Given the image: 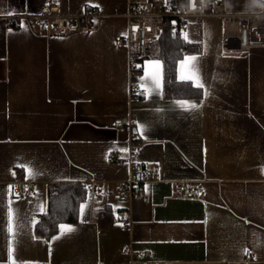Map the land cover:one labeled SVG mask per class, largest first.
Instances as JSON below:
<instances>
[{
    "label": "crops",
    "instance_id": "0c3cea01",
    "mask_svg": "<svg viewBox=\"0 0 264 264\" xmlns=\"http://www.w3.org/2000/svg\"><path fill=\"white\" fill-rule=\"evenodd\" d=\"M52 1L72 15L97 7L92 29L6 18ZM219 1L245 11L264 0ZM136 3L153 9L149 0H0V264H264V45L226 52L222 18H197L185 38L199 47L177 76L197 57L203 95L166 97L154 43L133 71L117 43ZM129 119L133 132L115 125ZM136 175L141 192L122 191ZM57 181L82 182L88 194L79 220L63 223L74 231L46 238L33 219ZM9 205L19 209L14 238ZM106 207L125 214L104 226L95 214Z\"/></svg>",
    "mask_w": 264,
    "mask_h": 264
},
{
    "label": "built area",
    "instance_id": "2783aa9c",
    "mask_svg": "<svg viewBox=\"0 0 264 264\" xmlns=\"http://www.w3.org/2000/svg\"><path fill=\"white\" fill-rule=\"evenodd\" d=\"M149 2L153 7L152 10H148L143 3L130 6L126 13L128 31L124 37L117 40L118 44L126 45L129 49V64L132 71L144 57L146 48L160 38L162 28L168 22L175 34L186 37L191 22L196 21L199 17L216 15L222 18L224 51L245 52L251 46L264 45V1L261 2L258 9L245 11L227 10L219 0L212 2L204 0H149ZM98 13L97 7L89 6L80 15L66 14L61 11L58 2L52 1L41 13L11 14L6 18L16 22L30 20L41 25L51 24L62 30L77 27L82 31H89L92 29L93 20ZM130 87L132 94L135 95L138 92V84L133 82ZM115 125L121 128L125 127L133 132L134 121L132 119L127 122L117 121ZM129 143V155L132 157L136 154L133 133ZM144 179V175H136L125 182L121 189L132 194L140 193L141 190L135 188V184L144 181ZM124 214L119 213L116 218H120ZM42 217L41 215L40 218ZM248 253L250 254V251ZM131 264L144 263L133 260Z\"/></svg>",
    "mask_w": 264,
    "mask_h": 264
},
{
    "label": "trees",
    "instance_id": "16d2710c",
    "mask_svg": "<svg viewBox=\"0 0 264 264\" xmlns=\"http://www.w3.org/2000/svg\"><path fill=\"white\" fill-rule=\"evenodd\" d=\"M9 22L12 25L18 24L14 20H9ZM153 47L154 56L163 62L164 95L172 98L202 97V87L192 86L191 82L181 81L177 76L179 59L186 51L197 49L199 46L190 43L185 37L175 34L168 22L163 26L162 34L154 42ZM150 49L149 46L146 48V53L140 61L151 56ZM87 194V186L82 182L57 181L50 183L47 187L46 210L38 216L35 233L50 238L58 231L61 224L78 221L80 206L87 198ZM41 215L42 218H40ZM95 216L104 226L111 224L116 218L114 210L110 207L100 209Z\"/></svg>",
    "mask_w": 264,
    "mask_h": 264
},
{
    "label": "snow or ice",
    "instance_id": "6c2138e0",
    "mask_svg": "<svg viewBox=\"0 0 264 264\" xmlns=\"http://www.w3.org/2000/svg\"><path fill=\"white\" fill-rule=\"evenodd\" d=\"M198 60L197 57L191 56V57H185V59L181 62L180 65V80L181 81H186V82H191L192 86L195 87H203L202 83H200V78H199V70L196 64V61ZM155 65L157 69L160 67L159 61L155 62ZM150 79L152 81L153 88H159L160 86V76L159 72H155L150 76ZM145 91H149V89H145ZM179 106L181 108L185 109H193L196 108L197 105L195 103H190L188 101H180ZM25 168L26 172L31 178H35L38 173L29 168L27 165L22 166ZM41 212H44V206H41ZM19 213V209H13L10 205L8 206L7 210V224H8V232L13 235V238L15 236V218ZM33 223H38L33 219ZM61 234L69 233L74 231V229L71 226L63 225L61 224L60 226ZM58 238V237H54ZM11 256V252L9 253ZM13 264H15V261H13Z\"/></svg>",
    "mask_w": 264,
    "mask_h": 264
},
{
    "label": "rangeland",
    "instance_id": "374dc122",
    "mask_svg": "<svg viewBox=\"0 0 264 264\" xmlns=\"http://www.w3.org/2000/svg\"><path fill=\"white\" fill-rule=\"evenodd\" d=\"M140 62V61H139ZM139 62H138V64H139Z\"/></svg>",
    "mask_w": 264,
    "mask_h": 264
}]
</instances>
